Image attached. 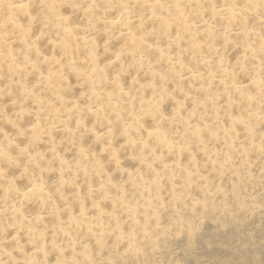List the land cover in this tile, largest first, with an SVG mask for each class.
<instances>
[{"label": "bare ground", "instance_id": "obj_1", "mask_svg": "<svg viewBox=\"0 0 264 264\" xmlns=\"http://www.w3.org/2000/svg\"><path fill=\"white\" fill-rule=\"evenodd\" d=\"M264 0H5L0 259L139 264L264 198Z\"/></svg>", "mask_w": 264, "mask_h": 264}, {"label": "rangeland", "instance_id": "obj_2", "mask_svg": "<svg viewBox=\"0 0 264 264\" xmlns=\"http://www.w3.org/2000/svg\"><path fill=\"white\" fill-rule=\"evenodd\" d=\"M205 216L191 235L171 237L139 264H264V198Z\"/></svg>", "mask_w": 264, "mask_h": 264}, {"label": "clouds", "instance_id": "obj_3", "mask_svg": "<svg viewBox=\"0 0 264 264\" xmlns=\"http://www.w3.org/2000/svg\"><path fill=\"white\" fill-rule=\"evenodd\" d=\"M4 5H5V0H0V7H4ZM261 7H264V4H262ZM0 264H4V261L2 259H0ZM9 264H10V262H9ZM16 264H28V262L17 260Z\"/></svg>", "mask_w": 264, "mask_h": 264}]
</instances>
